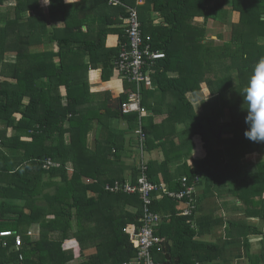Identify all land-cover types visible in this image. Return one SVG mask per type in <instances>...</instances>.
Listing matches in <instances>:
<instances>
[{"label":"trees","instance_id":"obj_1","mask_svg":"<svg viewBox=\"0 0 264 264\" xmlns=\"http://www.w3.org/2000/svg\"><path fill=\"white\" fill-rule=\"evenodd\" d=\"M139 1L50 0L46 11L40 0H0V232L15 233L0 239V264H73L79 258L76 264H125L136 256L127 227L132 225V232L143 227L146 207L167 217L156 226V235L170 243L171 264H198L194 256L202 258L211 249L193 240L196 209L191 216L178 214V200L164 192L150 162L146 173L141 168L139 147L145 158L156 149L162 143L157 136L161 126L150 115H122L106 101L97 102L92 70L101 69L105 82L118 72L126 83L122 102L129 101L130 91L144 88L142 106L149 112L156 108L150 96L161 94L167 107L173 106L172 116L166 111L170 120L192 119V135L202 137L207 156L186 171L189 185L198 176L214 175L228 154L264 155V143L244 135V97L256 64L264 59V0H141L145 5H136ZM132 8L153 50L166 55L150 68L154 90L132 83L119 69L130 50ZM235 12L230 34L222 32L219 25ZM54 16L59 23L51 24ZM156 16L161 19L157 25ZM208 20L218 26L208 29ZM210 33L220 42L209 39ZM110 35L119 36L116 47L107 46ZM205 89L218 107L214 117L204 111L197 118L189 112V94ZM225 116L229 119L218 121ZM119 120L125 131L115 126ZM140 122L143 142L135 132ZM166 124L167 119L157 125ZM128 143L137 150L136 162L126 167L129 178L115 175ZM254 166L251 176L264 177V161ZM141 179L156 187L149 205ZM116 183L120 191L107 190ZM127 185L135 192H127ZM178 185L182 190V181ZM33 228L40 235L34 237ZM17 236L21 247H16ZM71 238L78 248L65 249ZM90 249L95 250L89 254ZM218 256L211 250L205 259ZM155 260L165 264L166 257L157 254Z\"/></svg>","mask_w":264,"mask_h":264},{"label":"crops","instance_id":"obj_2","mask_svg":"<svg viewBox=\"0 0 264 264\" xmlns=\"http://www.w3.org/2000/svg\"><path fill=\"white\" fill-rule=\"evenodd\" d=\"M40 3L47 11L50 0H40ZM145 3L144 1L142 5ZM56 18L60 20L57 16L52 19ZM201 19L196 18V20ZM160 22L161 19L156 16L155 24ZM118 44L119 36L108 37V47H116ZM89 80L91 91L95 96L97 95V102L106 101L110 109H113V105L109 102L120 98L126 90V83L118 72L112 80L105 82L102 80L101 69L92 70L89 73ZM150 90H154V87ZM150 97L154 98L152 102L156 110L153 109L149 115L154 119V125L161 126L157 136L163 138L156 149L146 153V159L154 167L157 174L154 178L160 182V185L170 192H180L182 190L178 191V184L184 179L189 183L185 175L186 171L193 167L195 161L207 156V149L201 136H194L192 133L189 136L185 135V124L182 131L178 132L175 129L178 119L175 117H171L166 125H157L163 121H158L160 117L169 115L166 112L168 109L171 116L174 110L171 109L173 106L167 107L166 96L163 99L161 94ZM155 100L158 102L156 103ZM168 100L170 103L171 98ZM158 109L166 113L158 114ZM124 124L125 122L119 120L115 126L118 130L125 131L127 126ZM109 133L112 135L111 130ZM181 135H185L182 140ZM136 152L134 145L130 143L125 145L120 153L121 160L116 167L115 175L125 174L129 178L132 174L131 169L126 167L136 162ZM260 160L264 161V155L252 153L240 158L236 153L235 157H227L214 175L209 173L196 177L193 186V204L196 212L191 219L196 232L193 240L211 246L210 250L202 254V258L198 255L194 256L198 264H264V177L251 176L254 165ZM243 173H246L247 177ZM260 191L263 193H259ZM186 208L185 202L182 200L177 202L178 214L183 213ZM127 228L130 234L134 227L130 225ZM78 246L79 242L74 238L64 244L65 249H75ZM211 250L219 252L218 258L212 261L205 259L210 255Z\"/></svg>","mask_w":264,"mask_h":264},{"label":"built area","instance_id":"obj_3","mask_svg":"<svg viewBox=\"0 0 264 264\" xmlns=\"http://www.w3.org/2000/svg\"><path fill=\"white\" fill-rule=\"evenodd\" d=\"M121 0H108L110 4L117 5ZM143 2L140 0L138 5ZM129 38H130V50L122 55L124 58V64L120 66V72H125L132 83H136L138 86L141 84L152 83L150 68L158 61L165 58V53L162 51H154L151 45L152 38L145 36L141 31V25L138 20V11L136 8L131 9V15L129 17ZM131 82V81H130ZM122 112L129 114L132 112H138L142 117L146 113L145 107L141 104L140 90L133 93L129 97V101L122 103ZM136 134L139 137V141L143 142L146 139V133L143 129L142 122L139 124V128L136 130ZM141 151V168L146 173L148 169V162L144 156V149L140 146ZM145 177V176H144ZM142 184L141 191H143L144 202L149 205L151 203L150 192L155 190V186L149 185L145 179H141ZM183 189L180 192H170L163 187L164 192L171 198L179 200H187V208L183 211L185 216H191L194 210V204L192 201L193 186L187 183V180H183ZM122 186L119 183L113 188H107L111 191H120ZM125 190L129 193L135 192V188L127 185ZM160 217L157 214L152 213L148 207L145 209L144 225L141 231L136 234V238L133 239L134 247L137 250V255L125 264H161L155 260V250L159 253L162 252L163 246L161 245L162 240L154 235V228L158 225ZM12 234L10 232L0 233V237H9ZM23 240L21 237H17L16 246L21 247Z\"/></svg>","mask_w":264,"mask_h":264},{"label":"clouds","instance_id":"obj_4","mask_svg":"<svg viewBox=\"0 0 264 264\" xmlns=\"http://www.w3.org/2000/svg\"><path fill=\"white\" fill-rule=\"evenodd\" d=\"M136 5H138V2L136 3ZM140 5H142V4H140ZM151 79H152V76H151ZM144 85H145V87L152 89L154 87L153 79H152V83L150 85H148V84H144ZM143 92H144V88L142 90H140L141 104L143 102ZM131 94H133V92L130 91L128 94V97H130ZM112 100H114V99H112ZM117 100L120 101V103H119L120 109H118V110L122 113V115H128V114H124L122 112L121 107H122L123 102L120 100V98H118ZM244 101L248 105V107L246 109L247 115L245 116V123H246V125H248V128L245 131L244 135L247 139H249L252 142L264 143V59H261L255 66L254 74H253V76L250 80L249 86L246 90ZM132 113L139 114L138 112H132ZM132 113H129V114H132ZM148 115H149V111H148V109H146V113L142 117H147ZM182 185H183V182H182ZM191 186H195V183L192 184ZM182 188H183V186H182ZM177 200L181 201L179 199H177ZM182 201L185 202V204H187V202H188L186 199L182 200ZM192 201L194 203L193 195H192ZM194 207H195V204H194ZM194 209H196V208H194ZM181 214L184 215L183 213H181ZM158 216L160 217V221L158 224H161L164 220V216L161 214H159ZM140 231H141V229H138V230H135V231L130 233V239H131L133 247H134L133 239L136 238V234L139 233ZM3 232H10V231H2L0 233H3ZM10 233L12 234L11 236L0 237V239L12 238L15 236V233H13V232H10ZM154 235L162 240L161 245L163 246L162 252L159 253L155 250L154 255L162 254V255H165V257H166L165 246L163 245V243H164V241H167V240L156 235V227L154 228ZM17 237H19V236H17ZM76 248H78V247H75V249ZM134 249H135L136 255H137V250L135 247H134Z\"/></svg>","mask_w":264,"mask_h":264},{"label":"rangeland","instance_id":"obj_5","mask_svg":"<svg viewBox=\"0 0 264 264\" xmlns=\"http://www.w3.org/2000/svg\"><path fill=\"white\" fill-rule=\"evenodd\" d=\"M11 3H13V2H11ZM47 3H48V1H47ZM7 5H9V4H7ZM232 18L230 19V16L227 18V21L226 22H224V23H221L219 26H221V31L222 32H225L226 34H230V30H231V28H232V24L233 23H235V19L234 18H237V13L235 12L234 14H233V16H231ZM204 20V19H203ZM203 20L201 19V20H195L196 22H199V23H203ZM51 21V24H54V23H59L60 22V20H58L57 18L54 20V19H52V20H50ZM207 28L208 29H212L213 27H216V26H218V23L216 22H213V21H209L208 20V22H207ZM211 33H210V35H209V39H213V40H215L217 43L218 42H220V41H218V39H216V37H214V38H212L211 37ZM229 37V36H228ZM40 50H44V47L42 46L41 48H40ZM206 90V91H205ZM204 91H203V93L204 94H189V97H190V99H191V101L193 102V106H192V109H190L189 110V112L191 113V115H193L194 117H199V118H201L202 117V113L204 112V111H206L205 112V115H207V116H209V117H211V116H213L214 117V114H213V109H216L217 107H218V105L216 104V99L215 98H212L211 97V95L208 93L209 91H208V89H205ZM204 95H206L205 97H204ZM196 96V97H195ZM198 97V98H197ZM205 103H208L207 105H208V107L206 108L205 106H204V104ZM178 106V105H177ZM177 108H179V110H181V111H186V109L184 108V107H180V106H178ZM167 119V121H170V118H168V116H163V117H160V119L158 120V121H161V120H166ZM181 120H178V122L175 124V129L178 131V132H180V131H182V129H183V127H184V124H185V131H186V136H189L191 133H192V122H191V120L192 119H190V118H188V117H185L184 115L183 116H181V118H180ZM227 119H229V117H222V118H219L218 119V121H225V120H227ZM183 120H184V122H183ZM163 121H162V123H163ZM159 124V123H158ZM185 135H181L180 137H181V140L183 139V137H185ZM180 139V138H179ZM140 148V147H139ZM138 148V149H139ZM141 155V151H139V156ZM228 158H231V155L230 154H228ZM31 234L35 237V236H38V235H40V230H35V229H32L31 230ZM94 250L95 249H93V250H91L90 249V251H88V253L89 254H91V252H94ZM82 261V258H79V259H77L73 264H76V263H78V262H81Z\"/></svg>","mask_w":264,"mask_h":264},{"label":"water","instance_id":"obj_6","mask_svg":"<svg viewBox=\"0 0 264 264\" xmlns=\"http://www.w3.org/2000/svg\"><path fill=\"white\" fill-rule=\"evenodd\" d=\"M119 103H120L119 100L110 101V104H112L113 105L112 107L116 110L120 109ZM163 245L165 246V251H166V263L165 264H171V256H170L171 245L168 241H164Z\"/></svg>","mask_w":264,"mask_h":264}]
</instances>
